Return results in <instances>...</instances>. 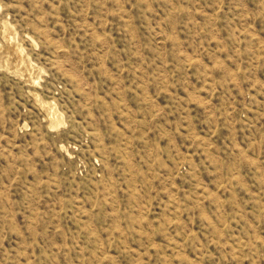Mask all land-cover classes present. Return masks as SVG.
<instances>
[{"label": "rangeland", "instance_id": "374dc122", "mask_svg": "<svg viewBox=\"0 0 264 264\" xmlns=\"http://www.w3.org/2000/svg\"><path fill=\"white\" fill-rule=\"evenodd\" d=\"M0 264H264V0H0Z\"/></svg>", "mask_w": 264, "mask_h": 264}]
</instances>
